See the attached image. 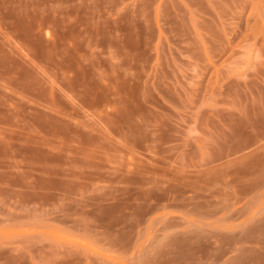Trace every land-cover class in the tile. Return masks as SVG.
<instances>
[{
	"label": "rangeland",
	"instance_id": "rangeland-1",
	"mask_svg": "<svg viewBox=\"0 0 264 264\" xmlns=\"http://www.w3.org/2000/svg\"><path fill=\"white\" fill-rule=\"evenodd\" d=\"M0 264H264V0H0Z\"/></svg>",
	"mask_w": 264,
	"mask_h": 264
}]
</instances>
